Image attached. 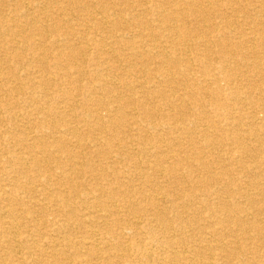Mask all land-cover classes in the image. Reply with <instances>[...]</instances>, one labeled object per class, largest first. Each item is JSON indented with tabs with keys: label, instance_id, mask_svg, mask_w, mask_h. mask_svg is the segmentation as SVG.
Returning <instances> with one entry per match:
<instances>
[{
	"label": "bare ground",
	"instance_id": "bare-ground-1",
	"mask_svg": "<svg viewBox=\"0 0 264 264\" xmlns=\"http://www.w3.org/2000/svg\"><path fill=\"white\" fill-rule=\"evenodd\" d=\"M260 50L264 0H0V264H264Z\"/></svg>",
	"mask_w": 264,
	"mask_h": 264
},
{
	"label": "rangeland",
	"instance_id": "rangeland-1",
	"mask_svg": "<svg viewBox=\"0 0 264 264\" xmlns=\"http://www.w3.org/2000/svg\"><path fill=\"white\" fill-rule=\"evenodd\" d=\"M231 1H233V0H231ZM243 3V2H242ZM242 3H240L239 2V4H241L242 5ZM239 8H245V5L243 4V7H239ZM234 14V15H233ZM239 14V13H238ZM237 13L235 14V13H231L230 12V10H229V21L231 20V26H230V29H233V30H235L237 33H238V35H237V33H236V35L234 36H232V35H230L229 36V38H228V40H229V46L231 45H233L234 46V44L238 41V39H236L237 38V36H239V34H240V36L239 37H241V40H243V39H247L248 37H249V33H250V28H251V26H252V20H251V17L252 16H250V18H247L246 19V17H247V15L245 16V14H239L238 15ZM241 15H244V19H243V17L241 16ZM233 17V18H232ZM238 17V19L236 20V18ZM234 19V20H233ZM240 19H243V20H240ZM234 21H237V25H236V23L234 22ZM250 22V23H249ZM235 24V25H234ZM239 25V26H238ZM235 28V29H234ZM237 29V30H236ZM248 29V30H247ZM250 29V30H249ZM249 31V32H248ZM230 37H232V38H230ZM235 42V43H234ZM263 50H260L259 51V53L261 52V54H263L264 53V51L262 52ZM200 52V51H199ZM192 53H194V52H192ZM230 54H232V56H230ZM220 55L219 54H213V59H215L216 57H219ZM242 57V55H239V56H237L236 57V55L234 56V54H233V51L231 50V48H229V61L230 62H227V61H225L224 63V65L225 66H227V67H231V68H229V74H231V75H236V74H239V73H243L244 71H245V68L243 67V65H242V63H241V59L240 58ZM218 59V58H217ZM248 60L250 59V60H253L252 58H247ZM217 61V60H216ZM233 62V63H232ZM243 62V61H242ZM228 64V65H227ZM230 65V66H229ZM140 66L138 65L137 66V68H139ZM150 67H152V66H150ZM232 79H233V81H234V77H232ZM236 81H237V79H236ZM234 82V86L235 87H243L244 86V83H242V81H240V79L237 81V82ZM239 82H240V84H239ZM236 84H238L237 86H236ZM233 86V87H234ZM253 89H256V88H254L253 87ZM165 90L167 91V88H165ZM168 92H166V94H167ZM188 108H190L189 106H188ZM259 117H261V114H259L258 115ZM176 117H178V116H176ZM208 117L210 118V119H208ZM208 117H207V119H208V121H214L215 120V118H214V114H209L208 115ZM211 123V122H210ZM244 123H245V121L243 120L240 124L243 126V127H245L244 126ZM221 127H218V129H217V131H216V134L217 135H219L220 133H228L227 131H225V129H228V127H229V132L231 131V126H227V125H225L224 123H222L221 125H220ZM219 129H220V132H219ZM208 130H210V132H211V129L210 128H207L206 129V132H208ZM213 132V131H212ZM219 132V133H218ZM170 137V136H169ZM243 143L245 144V146L248 148H251V149H253L254 148V145H253V143H250L248 140H246V138L244 139L243 138ZM249 145V146H248ZM181 147L182 148H184V146L181 144ZM181 147H180V149H179V151H181ZM186 147V146H185ZM216 147V148H215ZM215 147H213L214 149H216L215 150V152H222V150H228V148H229V151H232V153H234V155H239V154H237V148H236V145L233 143V141H231V139L229 138V141H225V144L223 145V147L222 148H220V147H218L217 148V146H215ZM190 149V148H189ZM218 149V150H217ZM194 152H196V149L194 148ZM193 152V153H194ZM238 152H240V150L238 151ZM180 156H182V154H180ZM249 163V162H248ZM233 167H235L234 165H231V166H229V168H233ZM262 168H263V166H261ZM260 168V167H259ZM262 168H260V169H262ZM245 180H247V178H244ZM89 184V182H87L86 183V185H88ZM165 184V183H164ZM185 185L186 184H183V187H185ZM230 189L231 188H233V186H230L229 187ZM173 192H175V191H173ZM171 193V195H173L174 193ZM261 199H263V197H261L260 198V200ZM194 208V207H193ZM230 228H233V226H229ZM230 240H233V239H230ZM239 244H240V246L242 245V244H244V243H246V241L245 240H240L239 239V242H238ZM233 246V245H232ZM235 246V245H234ZM248 261H252V262H254V264H255V262H256V264H261L262 262H260L258 259H253V260H250V259H248Z\"/></svg>",
	"mask_w": 264,
	"mask_h": 264
}]
</instances>
